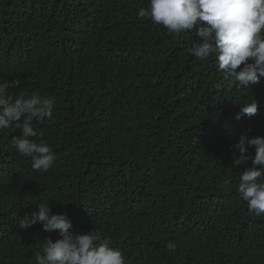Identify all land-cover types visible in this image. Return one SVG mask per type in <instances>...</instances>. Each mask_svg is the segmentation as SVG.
Returning <instances> with one entry per match:
<instances>
[{
	"label": "trees",
	"instance_id": "obj_1",
	"mask_svg": "<svg viewBox=\"0 0 264 264\" xmlns=\"http://www.w3.org/2000/svg\"><path fill=\"white\" fill-rule=\"evenodd\" d=\"M147 4L0 0V82L20 80L13 98L56 100L32 121L55 154L47 172L11 147L19 129L0 130V264H35L60 238L17 227L42 201L128 264H264V216L236 191L245 165L232 167L242 133L264 137V78L230 86L214 56L190 53L195 30L176 37L138 17ZM252 99L257 114L235 119Z\"/></svg>",
	"mask_w": 264,
	"mask_h": 264
},
{
	"label": "clouds",
	"instance_id": "obj_2",
	"mask_svg": "<svg viewBox=\"0 0 264 264\" xmlns=\"http://www.w3.org/2000/svg\"><path fill=\"white\" fill-rule=\"evenodd\" d=\"M140 18L162 26L169 34L195 30L198 41L190 53L205 60L215 57L216 70L230 86L247 89L264 78V0H148L139 9ZM243 65V67H241ZM239 69V70H238ZM19 79L0 82V130L19 129L9 141L15 152L31 158L33 170L47 172L54 163L52 147L45 142L43 132L35 130L33 119L51 118L56 100L38 93L22 92L13 98L8 90L20 87ZM258 104L252 99L239 105L235 119L257 114ZM238 156L232 167L245 165L236 191L256 217L264 216V137L250 138L242 133L235 145ZM254 149V154H249ZM48 201L35 204V210L24 215L17 227L23 231L37 223L44 232L58 231L55 241L46 239L42 252L35 255V264H128L113 241L92 230L83 234L69 231L72 221L66 214H50ZM170 252L177 244L168 242Z\"/></svg>",
	"mask_w": 264,
	"mask_h": 264
}]
</instances>
